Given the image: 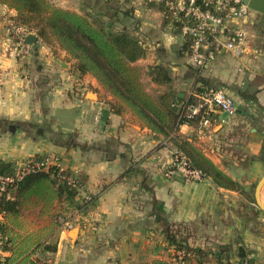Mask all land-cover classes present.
Masks as SVG:
<instances>
[{
	"label": "crops",
	"instance_id": "0c3cea01",
	"mask_svg": "<svg viewBox=\"0 0 264 264\" xmlns=\"http://www.w3.org/2000/svg\"><path fill=\"white\" fill-rule=\"evenodd\" d=\"M71 1L52 0L67 10ZM78 1L80 8L71 11L79 14L111 15L115 4L117 18L128 29L146 33L151 27L150 35L159 45L172 51L177 47L173 54H182L178 51L183 39L163 25V14L156 6L149 7L141 0ZM14 16V10L0 5V161L20 164L44 155L52 164L85 179L76 203L88 197L84 212L64 207L68 220L55 231L56 251L41 256L40 264L169 261L174 251L163 239L164 224L151 213L152 197L162 203L164 217L173 229L182 225L192 231L189 244L207 252L203 264H216L219 255L225 256L227 250L240 245L253 251L250 257L257 264H264V236L249 230V209L247 224L239 217L245 196L217 189L204 178L197 182L180 176L166 178L172 149L162 138L142 129L130 114H114L112 98L91 76H80L63 51L58 49L57 57L38 39L29 53H22L11 33ZM227 24L243 29L244 40L237 51L219 48L201 76L233 99L236 114L227 117L219 113L218 123L202 135L185 124L179 131L194 137L196 147L221 168L222 161L231 158L233 164L224 171L248 191L264 173V164L254 160L246 169L240 168L235 162L237 155H226L219 148L228 134L239 129L242 135L230 140L244 157L256 158L264 147V15L250 10L246 17ZM179 70L176 90L188 98L196 81L193 69ZM172 85L176 87L173 81ZM89 93L95 98L89 99ZM29 215L33 217L29 219ZM37 215L38 209L27 212V222L33 227L46 223ZM263 216L260 221L264 226ZM71 225L78 230L73 240L68 235ZM5 256L7 252L0 250V258Z\"/></svg>",
	"mask_w": 264,
	"mask_h": 264
},
{
	"label": "trees",
	"instance_id": "16d2710c",
	"mask_svg": "<svg viewBox=\"0 0 264 264\" xmlns=\"http://www.w3.org/2000/svg\"><path fill=\"white\" fill-rule=\"evenodd\" d=\"M0 5L15 11L14 24L34 32L42 44L63 51L67 60L73 61L80 76H91L112 98L110 109L114 114H130L142 129L165 140L172 151L186 159L189 168L199 171L215 188L245 196L246 201L239 205V217L247 224L249 209V230L255 236H264V226L260 221L264 213L255 205L253 184L245 191L240 182L233 180L224 171L229 164H233L231 158H225L227 160L222 161L221 168L196 147L194 137L179 131L184 124L197 130L204 118L209 120L211 126H215L220 112L201 109L188 117V107L195 104V99L192 96L179 97V92L172 85L169 70L162 64L145 69L137 65L145 57L146 49L137 35V29H128L117 18L116 8L112 7L113 12L108 15L79 14L57 7L49 0H0ZM147 5L156 6L163 14V25L170 26L179 35L178 24L171 20V12L162 1ZM189 44L187 39H183L182 50L178 53L186 56ZM193 71L196 81L192 90L195 93L214 88L201 76L202 72ZM143 76L166 88L164 91L149 92L143 83ZM241 132L239 129L228 134L219 150L226 151V155H237L235 162L243 169L254 160L264 164V147L256 158L244 157V153L235 150L236 146L230 139L241 136ZM45 158L44 155H35L24 160L20 178H15L0 194V245L2 251L8 253V256L0 258V264H40L41 256L56 251L55 231L61 221L66 219L63 215L64 207H74L81 212L86 210L84 203L75 202L78 190L84 185L82 175L62 169L57 164L36 168L35 165L41 164ZM15 173L13 163L0 161V175L14 177ZM142 187L149 190L143 183ZM151 205L152 215L164 224L163 239L174 253L169 261L157 259L143 264H174L177 253L182 254L183 264H191L192 260L195 264H203L207 252L189 244L192 231L182 225L173 229V224L167 223L164 217L162 203L154 197ZM35 209H38L37 219L46 222L43 226L33 227L24 218V213ZM226 252L225 256L219 255L216 258V264H257L250 257L253 251L242 245Z\"/></svg>",
	"mask_w": 264,
	"mask_h": 264
},
{
	"label": "built area",
	"instance_id": "2783aa9c",
	"mask_svg": "<svg viewBox=\"0 0 264 264\" xmlns=\"http://www.w3.org/2000/svg\"><path fill=\"white\" fill-rule=\"evenodd\" d=\"M142 2L162 1L164 6L171 12V20L178 24L179 35L182 39L189 41V53L186 57V64L199 72H202L218 53L219 48L228 51H237L244 40L245 33L240 27H231L227 24L230 20H238L246 17L250 11L243 0H141ZM11 33L14 40L22 48V53L30 52V46L23 43V39L30 32L24 27L11 24ZM189 96L195 99V104L188 107V117L197 114L201 109L208 111H219L227 117L236 114L233 99L222 89L209 88L201 93L191 90ZM99 114L95 116L97 120ZM212 129L207 118L199 123L196 130L198 135ZM164 145L166 141L162 139ZM55 165L48 157L41 164L35 167ZM16 173L13 176L0 175V194L8 185H11L15 178H20L23 163L14 164ZM166 177L180 176L187 182H197L203 179L201 173L188 167L186 159L179 153L172 152V161L168 167ZM79 191V190H78ZM78 195V194H77ZM77 201V198H76ZM88 197L79 202L86 203ZM1 220V214H0ZM66 226L70 227L68 223ZM174 264H183L182 254L177 253V260Z\"/></svg>",
	"mask_w": 264,
	"mask_h": 264
},
{
	"label": "rangeland",
	"instance_id": "374dc122",
	"mask_svg": "<svg viewBox=\"0 0 264 264\" xmlns=\"http://www.w3.org/2000/svg\"><path fill=\"white\" fill-rule=\"evenodd\" d=\"M49 1L53 4L52 0H49ZM114 6H115V4H113V7ZM68 7H71V8H69L70 11H71V9L72 10L79 9L80 8L79 1L78 0H72L69 3ZM81 14H83V13L81 12ZM128 23L132 24L133 21L129 20ZM130 29H131V27H130ZM149 30H150V32H146V33L142 32V31H139V30L137 31L138 32V37H139V39L141 40V42L143 43V45H144V47L146 49L145 57L143 59L139 60L137 62V65H139V66H141L142 68L145 69L146 67L151 66V65L162 64L163 66H165L169 70L170 77H171L174 85L176 86L175 88L177 89L180 86L179 85V83H180V81H179L180 80V75L177 73V71H180L179 69H181V68H182V70L183 69H191L192 70V68L189 67L186 64V57L184 56V54H180L179 56H177V54H173V51L171 50V48L169 46L159 45V43H157L158 41L156 39H153L151 37V35H150V33L153 35V31L154 30L151 27H150ZM49 48H50V50L52 52H54V55L59 57L58 49L56 47L49 46ZM175 67H177V68H175ZM174 68H175V70H174ZM193 75H194V71H193ZM142 80H143V83L145 84L146 89L149 92H153L155 90L164 91V89L166 88V86H158V85L152 83L147 76H143ZM89 88H90V86H88V84H87V89H89ZM88 98L89 99H94V98L89 97V96H88ZM44 126L47 127L46 124ZM168 178H173V177H168ZM259 178L260 177H257L255 182L253 183L254 187H255L257 181L259 180ZM263 191H264V188H263ZM263 191H262V193H263ZM263 202H264V196H263ZM31 217H33V215H31V216L29 215L28 216L29 219ZM24 218L27 220V213H24ZM65 220L66 221H62L61 223L67 222L68 219H65ZM71 226L72 227L70 228L69 231H71L72 229L75 228L73 225H71ZM0 250L2 251V246L1 245H0ZM7 255H8V253H7Z\"/></svg>",
	"mask_w": 264,
	"mask_h": 264
},
{
	"label": "water",
	"instance_id": "95a60500",
	"mask_svg": "<svg viewBox=\"0 0 264 264\" xmlns=\"http://www.w3.org/2000/svg\"><path fill=\"white\" fill-rule=\"evenodd\" d=\"M243 3L246 4L250 10L264 15V0H243ZM37 41H38V37L35 33H30L26 35L23 39V43L25 45L32 46L33 48L36 46ZM172 49L173 51H175L177 50V47H173ZM63 65L64 64H62V66ZM88 95L89 97L95 98V95L93 93H89ZM179 97H181V95H179ZM263 188H264V173L257 181L253 193L255 205L258 207L259 210H261L264 213V202L262 197ZM77 233H78L77 228L72 229L68 233L69 238L73 240L76 237Z\"/></svg>",
	"mask_w": 264,
	"mask_h": 264
},
{
	"label": "bare ground",
	"instance_id": "6f19581e",
	"mask_svg": "<svg viewBox=\"0 0 264 264\" xmlns=\"http://www.w3.org/2000/svg\"><path fill=\"white\" fill-rule=\"evenodd\" d=\"M264 196V191H263V193H262V197Z\"/></svg>",
	"mask_w": 264,
	"mask_h": 264
}]
</instances>
